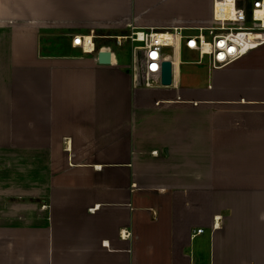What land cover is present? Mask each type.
I'll use <instances>...</instances> for the list:
<instances>
[{"label": "crops", "instance_id": "crops-1", "mask_svg": "<svg viewBox=\"0 0 264 264\" xmlns=\"http://www.w3.org/2000/svg\"><path fill=\"white\" fill-rule=\"evenodd\" d=\"M212 5L0 0V264H264V45L145 87L116 44Z\"/></svg>", "mask_w": 264, "mask_h": 264}, {"label": "built area", "instance_id": "built-area-1", "mask_svg": "<svg viewBox=\"0 0 264 264\" xmlns=\"http://www.w3.org/2000/svg\"><path fill=\"white\" fill-rule=\"evenodd\" d=\"M183 30L181 27L166 31L133 28L128 35L115 37L118 46L128 42L132 45L138 85L162 87V63L167 60L172 62L174 81L176 51H182L183 48L197 53L196 62L201 63L207 59L211 69H219L263 46L264 0H254L250 5L243 0H213L211 24L198 27L192 33H185ZM164 33H170L172 37L166 39L163 37ZM73 46L81 47L84 52L97 51L92 36H76ZM141 66L144 75L140 78ZM202 232L203 229L198 230V233Z\"/></svg>", "mask_w": 264, "mask_h": 264}, {"label": "rangeland", "instance_id": "rangeland-1", "mask_svg": "<svg viewBox=\"0 0 264 264\" xmlns=\"http://www.w3.org/2000/svg\"><path fill=\"white\" fill-rule=\"evenodd\" d=\"M254 0H246L247 4H251ZM185 33H192V32H188L186 31ZM118 50L121 52L122 55H124V57L128 60H132L133 59V53H132V45L130 42L125 43L123 46H118L117 47ZM183 54H182V60L183 63L181 64V70H182V74H181V85L183 87L186 86H193L195 83V79H196V69L197 67H200L197 64H192L190 63V61H194L196 59H194L191 56L187 55V52L189 53V50H187L186 48H183ZM194 53V52H193ZM197 56V53H194Z\"/></svg>", "mask_w": 264, "mask_h": 264}, {"label": "water", "instance_id": "water-1", "mask_svg": "<svg viewBox=\"0 0 264 264\" xmlns=\"http://www.w3.org/2000/svg\"><path fill=\"white\" fill-rule=\"evenodd\" d=\"M98 62L100 64L109 65L112 63V52L109 49H102L98 52ZM140 78L144 75L141 69L139 70ZM173 66L171 61H164L162 63V73H161V84L163 86H171L173 84Z\"/></svg>", "mask_w": 264, "mask_h": 264}, {"label": "bare ground", "instance_id": "bare-ground-1", "mask_svg": "<svg viewBox=\"0 0 264 264\" xmlns=\"http://www.w3.org/2000/svg\"><path fill=\"white\" fill-rule=\"evenodd\" d=\"M171 34L170 33H164L163 36H170ZM87 36V35H86Z\"/></svg>", "mask_w": 264, "mask_h": 264}]
</instances>
